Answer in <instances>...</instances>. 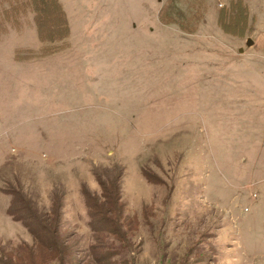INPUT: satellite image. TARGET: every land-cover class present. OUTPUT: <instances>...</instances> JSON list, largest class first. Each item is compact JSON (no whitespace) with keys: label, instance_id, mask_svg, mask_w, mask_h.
Instances as JSON below:
<instances>
[{"label":"rangeland","instance_id":"rangeland-1","mask_svg":"<svg viewBox=\"0 0 264 264\" xmlns=\"http://www.w3.org/2000/svg\"><path fill=\"white\" fill-rule=\"evenodd\" d=\"M60 1L0 12V264H264V0Z\"/></svg>","mask_w":264,"mask_h":264},{"label":"trees","instance_id":"trees-1","mask_svg":"<svg viewBox=\"0 0 264 264\" xmlns=\"http://www.w3.org/2000/svg\"><path fill=\"white\" fill-rule=\"evenodd\" d=\"M169 3H170V0H167L158 12L160 20L164 23H178V26L183 27L182 23H184V25H188L191 22V20L195 21L200 16L197 13H195L190 16L189 15L184 16V18L182 17L183 19L178 18L172 15L170 12H168ZM26 5L30 7L33 13V19L35 23L38 22L39 18L40 19L44 18V16L50 15L49 13H53L56 15L55 17L58 18L57 22H59V25H60L59 29L60 30L63 28L65 29L66 22L64 19V15H63V9L60 5L59 0H0V12L3 16L7 18L6 20L8 19H9L8 21L16 20L17 13H20L21 8L24 9ZM54 21L56 22V20H53V22ZM51 37L52 38H50V36L49 37L45 35L42 36V41L46 42L49 45H45L40 48V51H39L40 55L43 53H46L47 49L50 48L49 46H54L55 40H58V39L61 40L64 37V34L59 37L55 34H52ZM52 50H54V48H51V51ZM120 175H121L120 170H118L115 177L116 176L120 177ZM96 180L100 186L99 194H93L86 190H82V195L84 198V205L86 207V212L90 219L88 221V226L93 232L97 230H101L102 225H100V223L104 224L105 222L109 220L108 217H106L104 214H113L115 215L114 216L115 218L116 216H119V214L121 213V207H122V203L119 202L118 186L116 184L114 185L111 183L112 186H110L111 188H109L106 185H104V183L100 179H96ZM18 207L19 206L15 207L14 205V210H13L10 206L8 207L7 212L8 214L12 215V218H15L16 220L24 221L22 215L15 213L17 212L15 211V209ZM30 214L34 215L35 213L33 210H31L29 211L27 216H29ZM24 223L26 224V226H28L29 230L33 233L34 237L36 238L38 236L39 240L42 241L41 236H40L41 234L40 232L42 231H38L39 229L42 228L41 225H39L38 222L37 223L35 222V226L33 225L31 226L25 221ZM103 229L105 230L106 228L103 227ZM108 232H111V231H108ZM46 244L54 248L52 243H46ZM56 248L55 250H57Z\"/></svg>","mask_w":264,"mask_h":264},{"label":"water","instance_id":"water-1","mask_svg":"<svg viewBox=\"0 0 264 264\" xmlns=\"http://www.w3.org/2000/svg\"><path fill=\"white\" fill-rule=\"evenodd\" d=\"M251 43V40L249 38L246 39V44L249 45Z\"/></svg>","mask_w":264,"mask_h":264},{"label":"crops","instance_id":"crops-1","mask_svg":"<svg viewBox=\"0 0 264 264\" xmlns=\"http://www.w3.org/2000/svg\"><path fill=\"white\" fill-rule=\"evenodd\" d=\"M59 2L61 3V1L59 0ZM62 4V3H61ZM63 6V5H62ZM0 18H1V14H0Z\"/></svg>","mask_w":264,"mask_h":264}]
</instances>
